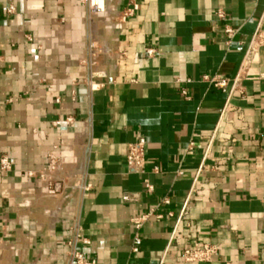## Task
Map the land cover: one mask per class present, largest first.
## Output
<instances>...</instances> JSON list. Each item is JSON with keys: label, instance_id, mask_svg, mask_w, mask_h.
Returning a JSON list of instances; mask_svg holds the SVG:
<instances>
[{"label": "crops", "instance_id": "crops-1", "mask_svg": "<svg viewBox=\"0 0 264 264\" xmlns=\"http://www.w3.org/2000/svg\"><path fill=\"white\" fill-rule=\"evenodd\" d=\"M101 5L108 14L80 0H0V160L11 162L0 172V264H74L75 237L100 264H211L183 258L204 243L219 246L214 264H264V46L250 51L264 0ZM93 41L102 52L91 65ZM139 136L143 174L126 163ZM50 153L66 179L56 195L26 175Z\"/></svg>", "mask_w": 264, "mask_h": 264}, {"label": "built area", "instance_id": "built-area-1", "mask_svg": "<svg viewBox=\"0 0 264 264\" xmlns=\"http://www.w3.org/2000/svg\"><path fill=\"white\" fill-rule=\"evenodd\" d=\"M88 4L90 13L92 15L99 14L100 12H105L108 14V10L104 9L103 5H101L102 0H80ZM138 9L137 4H133L132 7H128L126 10L122 11L118 15V21L124 22L129 17H131L135 11ZM15 5L9 4L6 12L8 14H14L15 13ZM218 16L221 18H224L225 13L222 10H219L217 12ZM228 33H231V29H227ZM264 46V27H259L256 32L254 33L252 40L250 42V51L251 53L256 52L260 47ZM90 47V56L93 59L91 63L89 64L94 65L95 61L94 59L97 57V55L100 54V51L102 52V49L98 46V44L93 41L89 45ZM154 52L153 49H148V54L152 55ZM203 80H209L212 81L216 86H219L221 88H225L227 86V80L222 78L213 77L211 78L208 75H204L202 77ZM191 79H187L186 83H190ZM181 95L183 97L188 98L189 97V91L187 87L183 88L181 91ZM67 121H71V118H68ZM61 121H55L54 125H60ZM235 141V140H234ZM49 163L48 166L39 170V171H30L27 172V176L37 178L40 180V182L45 186L47 190V194L49 195H56L61 193L65 189L66 185V179L57 177V173L62 169L63 162L62 160L57 157L55 154L50 153L48 155ZM146 138L144 136H139L134 142L129 144L128 153L126 155V163L127 167L130 171L143 174L146 172ZM158 172V167L155 168ZM11 171V162L7 156H3L0 160V172L2 174H8ZM146 188L148 191L153 190V186L146 181L145 183ZM85 190H87V187H84ZM125 199H128V196H125ZM163 203L169 204L170 200L168 198H165L163 200ZM188 207H185L178 219V223L182 222V220H185L188 215ZM171 214V213H170ZM148 216V214L142 215L138 218L134 219L136 228L139 230L142 226L143 221ZM158 217H161L159 215ZM176 230L174 231V233ZM78 242V238H73L67 240V246L69 247V257L71 259V262L74 264H100L95 259L87 258L84 252L76 247V244ZM84 244L88 243V240H83ZM142 245V237L140 236L139 232H137L134 236L133 241V247L132 250L134 253L139 252L140 247ZM219 252V246L216 244L211 243H204V244H195L191 248H187L183 251V258L186 262H193V263H202V262H208L211 264H214V257Z\"/></svg>", "mask_w": 264, "mask_h": 264}]
</instances>
